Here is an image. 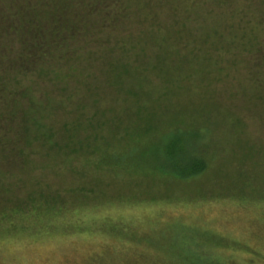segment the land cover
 <instances>
[{
    "label": "rangeland",
    "instance_id": "1",
    "mask_svg": "<svg viewBox=\"0 0 264 264\" xmlns=\"http://www.w3.org/2000/svg\"><path fill=\"white\" fill-rule=\"evenodd\" d=\"M108 1L112 15L117 7ZM255 1L126 0L134 17H124L118 30L106 29L98 45L90 43L92 59L59 67L69 72L56 81L58 89L47 86L55 74L46 81L37 72L21 78L23 89L37 100L41 93L50 98L46 105L64 103L69 113L54 106L41 123L55 131V139L66 136L62 127L69 124L77 139L71 142L79 146L70 153L67 148L66 156L43 148L34 156L45 165L58 161L47 180L62 192L67 213L50 231L40 233L41 223H33V236H1L0 264H264V121H259L264 88L257 92L248 70L250 49L264 35ZM144 32L152 40L145 60L152 61V95L140 97L143 131L130 134L122 129L138 127L130 114L133 96L127 103L120 86H104V70L120 54L109 58L111 43L126 42L129 34L136 44L145 43L139 41ZM201 44L206 46L201 54L192 51ZM231 55L236 61H228ZM232 62L236 65H226ZM75 66L85 75L93 70L90 86L102 87L97 102L85 90V75L79 78L83 84L71 77ZM84 95V106L77 108ZM118 114L116 137L115 123L97 125L99 119L114 122ZM151 130L152 138L145 136ZM173 133L197 137L193 151L211 167L182 177L160 163ZM139 134L140 148L135 146ZM98 144L99 156L104 144L123 154L121 165L104 170L87 165ZM139 156L141 167L133 163Z\"/></svg>",
    "mask_w": 264,
    "mask_h": 264
},
{
    "label": "trees",
    "instance_id": "2",
    "mask_svg": "<svg viewBox=\"0 0 264 264\" xmlns=\"http://www.w3.org/2000/svg\"><path fill=\"white\" fill-rule=\"evenodd\" d=\"M112 1L117 11L110 15L112 9H109L108 0H0V237L33 236V223H36V226L41 223L40 233L50 231L51 225L66 216L67 212L62 209L67 202H64L66 200H63L62 192L53 189L47 180L48 171L54 169L58 161L53 163L55 165H45L42 161H37L34 156L41 155L44 151L42 148L49 149L55 154L56 151L58 154L60 151L66 156L70 150L78 151L79 143L72 144L75 142L71 141L77 142V139L72 137L74 128L72 130L68 128L69 124L62 127L66 136L62 135L59 139L58 137L55 139V131L46 128L41 121L43 113L47 110L46 114L49 116L50 110H53L57 104L53 107L46 105V102L50 101L47 94L40 93L37 100L35 93L23 89L20 84L21 78L32 72H37L39 76L44 75V78L49 74H55V77L51 76L47 80L50 84L47 86L58 89L56 81L62 79L63 73L69 72V70L61 72L59 67L72 65V61L79 63L84 58L92 59L93 54L89 51L90 43L98 45L99 38L104 36L103 32L105 33L106 29L118 30L123 26L121 24L124 17L128 16L126 21L130 20L129 17H134L129 12L130 7L127 6L126 0ZM255 2L261 5L258 10L257 24L264 27V0ZM110 17L111 21H109ZM179 33L178 35L182 37L183 34H187L184 31ZM134 37V34H129L127 38H124L128 41L118 40L121 43L110 44L113 45L109 46V58L111 55L114 57L115 53L120 54L117 59L114 58L115 60L105 61L104 70V86L109 85V82L111 85L120 86L125 95L127 94L125 101L133 96L134 103L129 104L132 107L130 114L135 118L138 127L129 124L122 129L123 132H130V134L143 131L141 127L145 123V118L139 119L141 114L138 112L142 104L140 97L152 95L151 89L148 88L152 86L151 77H149V73L152 72V61L150 63L145 61L149 55L148 48L152 40L150 35L140 34L139 41L145 43L139 42L144 44L139 45L134 41ZM109 42L112 40L109 39ZM191 48L193 52L200 49L201 54L206 46L203 47L201 44L200 48L198 46ZM250 50L252 61L248 65V70L255 75L251 78L257 81L258 92L264 88V35L257 39ZM132 51L138 52L134 59L127 57ZM177 52L180 53V50ZM105 53L108 54V52ZM204 55H208V51ZM109 58L101 57L102 61ZM215 60L209 62L217 64ZM229 60L236 61L233 55ZM226 65L235 66L236 64L232 62ZM72 69L70 74L74 79L80 80L79 78L85 75L78 66ZM218 71L220 72L221 69ZM112 74L114 82L110 81ZM92 75L93 70L85 75L87 77L85 90L89 92V95H93V99L97 102L102 87L90 86L92 82L89 81ZM80 81H78L79 84ZM245 91L247 90L242 92ZM254 95L259 96L257 93ZM41 97L44 101L40 100ZM84 102L85 95L83 100L79 99L77 108L84 106ZM126 102L128 103V100ZM56 108H62L64 112L69 113L64 103H58ZM39 114H41V120L37 119L40 117ZM151 115L148 114L149 120L152 118ZM113 120L114 122L99 119L97 125L102 127L106 122L110 125L115 123L117 129L114 127L112 129L116 137L121 129L119 120H122V116L118 114ZM261 120L264 121V114L259 115V121ZM138 136L135 138V146L140 148L142 143L139 144V141L142 135ZM145 136L152 138V130ZM182 136V134H172V140L167 145L164 159L160 163L182 177H193L207 171L211 163H208L201 154L193 151L198 143L197 137L185 139ZM98 145L88 157V161L90 159L91 162L87 165L93 164L103 170L121 165L123 154L104 144L102 145L103 153L101 152L102 155L99 156L100 144ZM66 149L69 153H66ZM45 157L48 158V154ZM129 162H131L130 159L126 165ZM141 162L142 159L139 156L133 163L134 166L141 167ZM46 222L48 225L44 224Z\"/></svg>",
    "mask_w": 264,
    "mask_h": 264
}]
</instances>
